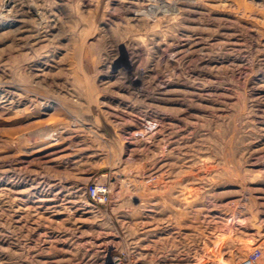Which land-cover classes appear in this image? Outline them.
Here are the masks:
<instances>
[{"label": "rangeland", "instance_id": "obj_1", "mask_svg": "<svg viewBox=\"0 0 264 264\" xmlns=\"http://www.w3.org/2000/svg\"><path fill=\"white\" fill-rule=\"evenodd\" d=\"M144 195L203 262L264 248V0H0V264H102Z\"/></svg>", "mask_w": 264, "mask_h": 264}, {"label": "crops", "instance_id": "obj_2", "mask_svg": "<svg viewBox=\"0 0 264 264\" xmlns=\"http://www.w3.org/2000/svg\"><path fill=\"white\" fill-rule=\"evenodd\" d=\"M139 201L140 204H111L109 226L104 230L109 243L102 264L112 255L122 253L126 254L124 264L205 263L197 254L196 242L191 244L181 232L166 228L176 225L171 219L176 211L167 208L165 196L144 195ZM99 231L102 232V227ZM78 263L84 264V260Z\"/></svg>", "mask_w": 264, "mask_h": 264}, {"label": "built area", "instance_id": "obj_3", "mask_svg": "<svg viewBox=\"0 0 264 264\" xmlns=\"http://www.w3.org/2000/svg\"><path fill=\"white\" fill-rule=\"evenodd\" d=\"M87 193L89 197L97 203L107 204L110 201L111 188L106 184H98L96 182L91 183L87 187ZM264 253L263 247H255L250 254L245 257L239 264H262L261 257ZM126 260V254H114L109 257L104 264H124ZM203 264H220L217 261H207Z\"/></svg>", "mask_w": 264, "mask_h": 264}, {"label": "bare ground", "instance_id": "obj_4", "mask_svg": "<svg viewBox=\"0 0 264 264\" xmlns=\"http://www.w3.org/2000/svg\"><path fill=\"white\" fill-rule=\"evenodd\" d=\"M155 6V5H154Z\"/></svg>", "mask_w": 264, "mask_h": 264}]
</instances>
